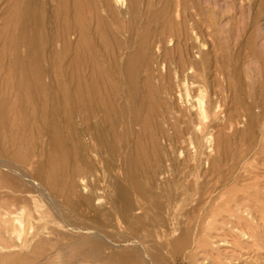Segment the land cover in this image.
Masks as SVG:
<instances>
[{
    "label": "bare ground",
    "instance_id": "6f19581e",
    "mask_svg": "<svg viewBox=\"0 0 264 264\" xmlns=\"http://www.w3.org/2000/svg\"><path fill=\"white\" fill-rule=\"evenodd\" d=\"M263 9L255 0L250 28L234 30V15L199 0L190 8L187 0H0V264L46 244L45 264L66 250L98 259L111 217L132 237L149 234L175 208V199L161 202L170 186L182 204L200 181L208 201L243 181L239 171L225 173L227 131L243 118L255 122L264 99ZM233 31L234 55L219 56V35ZM250 197L223 208L239 222ZM209 205L189 213L220 211ZM23 211L30 231L22 238ZM46 216L61 222H38ZM187 239L173 240L176 252ZM109 258L127 260L128 251Z\"/></svg>",
    "mask_w": 264,
    "mask_h": 264
},
{
    "label": "rangeland",
    "instance_id": "374dc122",
    "mask_svg": "<svg viewBox=\"0 0 264 264\" xmlns=\"http://www.w3.org/2000/svg\"><path fill=\"white\" fill-rule=\"evenodd\" d=\"M191 2L192 0H187V5L189 8ZM199 2L202 7L209 9L211 12H215L217 14H221L223 12L224 14L234 15V30L236 27H238V25L245 23H247L248 29L250 28L249 26L251 25V16L255 12V0H199ZM261 13L263 16L258 25L259 27L261 25V42L264 43V31L262 27L264 21V9L261 10ZM205 26L206 25L203 27L204 29ZM232 34L236 37L235 31L230 34L223 33L219 35L220 43L223 47V52L221 51L219 53L215 51V53H219V56H228L230 58V56L232 57V55H234L232 46L230 47ZM203 38H205L204 40L208 48L212 50V39L210 40V37L208 38L207 36H204ZM209 45L211 47H209ZM250 62L254 64L253 61ZM253 72V81L257 84V80H255L257 79L255 76L256 73ZM263 100L264 99L262 97L258 98V106H260L258 109H255V111L257 110L256 113L258 112V118L255 120V122L253 121L252 124H249V122L243 118L241 124H238L239 126L237 125L235 129H230L231 131H227L232 138L230 139L228 145L230 156L226 160L225 164V166L230 170H227L226 168L225 173L231 172L232 174H236L239 171L245 176V179L236 184V187L235 182L230 183V185L228 184V186L223 189L224 193L221 194V196H218L216 199H212L214 201L211 200V202L208 201V191L206 189L208 183L203 180L200 181V190L198 189L199 191H188L183 196L181 204V201L180 203L176 201L178 200L180 191L178 188L170 186V188L165 189V191L161 193V202L166 205L170 199L172 202H169H171L172 205L175 202L176 203L173 205L175 206V208L172 209L173 211L171 210L169 213H163V225L153 224V226H150L151 228L149 227V234L146 233L147 231L145 229H141L137 236L132 237L123 226H117V224L114 222V217H111V224L109 222V225L104 227L102 230L103 237H101L100 240L103 246L101 249V256L98 259H91L88 261L76 257L73 259L69 257L68 250H66L64 257L56 258L51 264H264V112L263 109H261ZM262 113L263 115H261ZM236 130L237 133L234 134V131ZM254 130L257 131L255 132ZM255 134L257 137L254 136ZM239 155H242L243 158L239 161H235L239 158ZM244 158L249 162H252L250 166L246 167L245 162L248 161H243L245 160ZM242 162L245 165H243ZM238 168L240 169L238 170ZM239 188H242L241 191ZM245 195H250L251 197L249 199H244L246 204L245 213L243 212L241 214L242 221L240 220L238 222L231 219L230 215L226 213L223 207L231 205L234 199ZM174 199L175 201L173 203ZM199 202L202 204L206 203L207 205L209 203V206L211 207L219 206L218 210L220 211H217L216 214L213 215H201L199 218H194L189 212L191 211L192 207ZM20 215L21 216L18 218H20L21 224L19 223L17 227L18 231L21 233L20 236L23 238L30 231V217L25 211H23ZM81 218L82 217H77L76 220L85 224L90 223L88 219ZM227 218L228 220L225 222ZM54 221L56 222L53 223ZM38 222H42L41 224L49 223L50 226L55 227L56 224L60 223L61 221L57 217L46 216L42 220H38ZM22 223H25L26 225L23 224L22 227ZM110 228L112 229L110 230ZM114 230L117 231L115 232ZM185 233H188L187 242L178 252H176L173 246V240ZM133 239L139 242H134L133 244ZM152 249L156 250L158 253L152 252ZM50 251L51 250H49L48 244L44 245V247L41 249L34 248L32 245L29 247L28 245L27 248L24 247L20 250L14 251V253H21L23 256H15L16 259L13 257L9 264H45L47 261L45 256H47ZM127 251V260L109 258V254H118L121 252L127 253ZM41 253L42 255H40Z\"/></svg>",
    "mask_w": 264,
    "mask_h": 264
}]
</instances>
